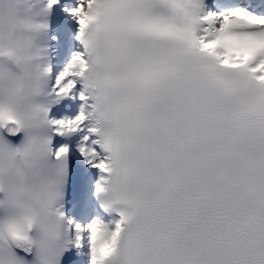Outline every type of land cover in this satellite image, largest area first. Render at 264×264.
Returning a JSON list of instances; mask_svg holds the SVG:
<instances>
[{"label":"snow or ice","instance_id":"6c2138e0","mask_svg":"<svg viewBox=\"0 0 264 264\" xmlns=\"http://www.w3.org/2000/svg\"><path fill=\"white\" fill-rule=\"evenodd\" d=\"M55 10L74 45L54 72ZM5 35L41 146L82 133L96 190H115L114 228L84 229L90 264H264V0H0ZM66 97L78 113L49 119ZM56 182L42 196L63 219Z\"/></svg>","mask_w":264,"mask_h":264},{"label":"clouds","instance_id":"9594fccd","mask_svg":"<svg viewBox=\"0 0 264 264\" xmlns=\"http://www.w3.org/2000/svg\"><path fill=\"white\" fill-rule=\"evenodd\" d=\"M24 89L23 65L16 59L12 39L5 35L0 41V116L4 117L0 129L9 135L21 134V139L12 143L0 138V260L3 264H54L70 221L53 215L42 196L58 180L56 165L48 163L39 142L43 130L32 118ZM7 118L19 125H9ZM95 195L104 208L105 202L114 200L115 190L105 187L102 192L95 190ZM71 243L75 246L76 239ZM14 249L30 253L31 260L17 257Z\"/></svg>","mask_w":264,"mask_h":264},{"label":"bare ground","instance_id":"6f19581e","mask_svg":"<svg viewBox=\"0 0 264 264\" xmlns=\"http://www.w3.org/2000/svg\"><path fill=\"white\" fill-rule=\"evenodd\" d=\"M63 117H66V114H63Z\"/></svg>","mask_w":264,"mask_h":264}]
</instances>
